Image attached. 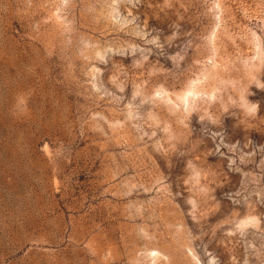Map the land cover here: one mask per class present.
<instances>
[{
  "label": "rangeland",
  "instance_id": "rangeland-1",
  "mask_svg": "<svg viewBox=\"0 0 264 264\" xmlns=\"http://www.w3.org/2000/svg\"><path fill=\"white\" fill-rule=\"evenodd\" d=\"M0 264H264V0H0Z\"/></svg>",
  "mask_w": 264,
  "mask_h": 264
}]
</instances>
